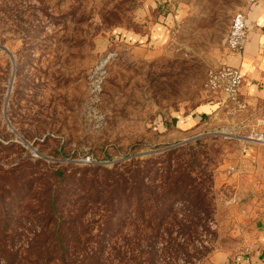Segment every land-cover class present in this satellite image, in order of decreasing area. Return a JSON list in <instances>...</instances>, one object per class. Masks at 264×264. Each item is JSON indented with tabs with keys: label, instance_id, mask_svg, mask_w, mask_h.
Returning <instances> with one entry per match:
<instances>
[{
	"label": "rangeland",
	"instance_id": "1",
	"mask_svg": "<svg viewBox=\"0 0 264 264\" xmlns=\"http://www.w3.org/2000/svg\"><path fill=\"white\" fill-rule=\"evenodd\" d=\"M249 1L0 0V204L3 191L16 196L6 204L17 222L3 230L15 261L39 229L15 214L23 194L39 191L34 183L56 170L74 182L83 169L110 171L187 144L199 160L194 173L211 175L214 236L202 233L207 250L173 264H213L222 254L236 264L259 254L264 102L228 103L198 129H175L205 101V73Z\"/></svg>",
	"mask_w": 264,
	"mask_h": 264
},
{
	"label": "trees",
	"instance_id": "2",
	"mask_svg": "<svg viewBox=\"0 0 264 264\" xmlns=\"http://www.w3.org/2000/svg\"><path fill=\"white\" fill-rule=\"evenodd\" d=\"M198 162L187 144V151L170 148L116 163L110 171L83 169L74 182L56 170L34 183L39 191L23 194L16 206L15 214L39 228L18 261L12 237L3 231L8 220L17 222L6 204L16 196L3 191L1 233L10 242L7 247L0 242V259L5 264H173L180 257L191 262L199 246L207 250L199 243L201 234L214 236L208 227L214 218L213 183L210 174L194 173Z\"/></svg>",
	"mask_w": 264,
	"mask_h": 264
},
{
	"label": "crops",
	"instance_id": "3",
	"mask_svg": "<svg viewBox=\"0 0 264 264\" xmlns=\"http://www.w3.org/2000/svg\"><path fill=\"white\" fill-rule=\"evenodd\" d=\"M237 13L243 14L246 18V43L240 53H232L225 47L221 57L216 61L217 67H231L237 69L243 82L240 89V99L248 105L264 102V1L256 5H247L244 11ZM235 13V14H237ZM159 31H154L150 37V43L159 40ZM155 32H158L155 34ZM228 104L224 96H205V101L197 106L188 115L179 117L175 121V129L178 133H189L200 127V123L212 112L219 110ZM260 252L255 257L240 260L236 264H264V238L260 239ZM213 264H229V255L222 254L213 257Z\"/></svg>",
	"mask_w": 264,
	"mask_h": 264
},
{
	"label": "built area",
	"instance_id": "4",
	"mask_svg": "<svg viewBox=\"0 0 264 264\" xmlns=\"http://www.w3.org/2000/svg\"><path fill=\"white\" fill-rule=\"evenodd\" d=\"M263 1L250 0L249 3L253 6ZM246 39V18L243 14L237 13L232 18L229 31L224 40L225 47L232 53H240ZM242 82L243 77L237 69L225 66L211 68L205 73L203 90L210 96H224L230 105L242 109L246 105L240 99Z\"/></svg>",
	"mask_w": 264,
	"mask_h": 264
}]
</instances>
